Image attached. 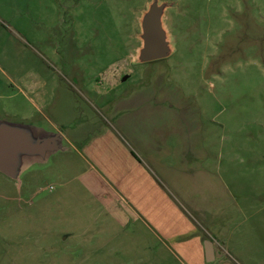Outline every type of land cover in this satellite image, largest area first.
Instances as JSON below:
<instances>
[{
    "label": "rangeland",
    "instance_id": "1",
    "mask_svg": "<svg viewBox=\"0 0 264 264\" xmlns=\"http://www.w3.org/2000/svg\"><path fill=\"white\" fill-rule=\"evenodd\" d=\"M149 1L0 0V118L63 131L72 147L19 179L0 172V264H183L107 216L71 145L108 122L120 129L117 104L143 97L146 139L177 132L172 144L190 146L231 193L220 229L234 233L209 264H264V0H168L176 51L136 64ZM180 203L201 224L209 216Z\"/></svg>",
    "mask_w": 264,
    "mask_h": 264
},
{
    "label": "crops",
    "instance_id": "2",
    "mask_svg": "<svg viewBox=\"0 0 264 264\" xmlns=\"http://www.w3.org/2000/svg\"><path fill=\"white\" fill-rule=\"evenodd\" d=\"M8 81L12 82L9 76ZM3 95L0 92V97ZM146 102L145 97L121 100L114 113V119L122 115L118 119L120 129L114 121L108 122L106 128L90 135L85 132L75 141L77 144H71L90 170V178L84 182L95 187L107 216L114 217L122 231L136 233L141 239L148 233L183 264H209L205 241L212 239L217 261V243L225 242L228 231L234 233L231 228L220 229L225 213L235 208L231 193L210 172L206 162L192 161L198 160V156L190 146L180 151L172 144V134L177 132L155 127L146 139L142 128ZM137 113L140 120L133 118ZM133 119H137V127ZM180 200L190 202L201 215L207 210L209 216L203 215L205 222L197 221ZM200 200L216 202L203 205ZM226 223L232 225L233 221L228 219ZM213 224L219 227L213 230Z\"/></svg>",
    "mask_w": 264,
    "mask_h": 264
},
{
    "label": "water",
    "instance_id": "3",
    "mask_svg": "<svg viewBox=\"0 0 264 264\" xmlns=\"http://www.w3.org/2000/svg\"><path fill=\"white\" fill-rule=\"evenodd\" d=\"M176 4L168 0H150L147 3L139 18L141 32L137 37L141 44L133 58L134 63L152 62L175 53L173 35L165 17L167 10ZM64 140L63 131L0 118V172L19 179L33 163L47 160L60 150L72 149ZM205 251L207 261L213 262L215 248L212 239L205 241Z\"/></svg>",
    "mask_w": 264,
    "mask_h": 264
},
{
    "label": "built area",
    "instance_id": "4",
    "mask_svg": "<svg viewBox=\"0 0 264 264\" xmlns=\"http://www.w3.org/2000/svg\"><path fill=\"white\" fill-rule=\"evenodd\" d=\"M53 187L51 186L50 189H52Z\"/></svg>",
    "mask_w": 264,
    "mask_h": 264
},
{
    "label": "flooded vegetation",
    "instance_id": "5",
    "mask_svg": "<svg viewBox=\"0 0 264 264\" xmlns=\"http://www.w3.org/2000/svg\"><path fill=\"white\" fill-rule=\"evenodd\" d=\"M67 129V128H66Z\"/></svg>",
    "mask_w": 264,
    "mask_h": 264
}]
</instances>
